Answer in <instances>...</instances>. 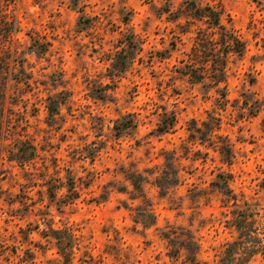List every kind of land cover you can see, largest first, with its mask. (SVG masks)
<instances>
[{"label":"rangeland","instance_id":"374dc122","mask_svg":"<svg viewBox=\"0 0 264 264\" xmlns=\"http://www.w3.org/2000/svg\"><path fill=\"white\" fill-rule=\"evenodd\" d=\"M190 3L18 2L14 13L20 21L15 37L19 48L29 44L28 34L48 44L41 59L27 57L26 71L32 74L30 87H25L28 116L34 114L27 116L28 133L39 149V159L29 171L39 177L52 173L55 164L61 175L71 171L78 179L79 198L58 214L41 180L35 178L34 186L26 189L22 172L7 165L11 176L0 187L2 197L12 204L0 200V235L6 247L0 264H60L53 243L39 235L43 227L36 226L34 203L42 210L49 207L54 228L66 226L75 234L78 250L71 264H184L167 258L160 236L162 230L179 226L197 240L198 264H218L223 246L235 238L226 222L223 196L211 184L220 172L231 175L229 187L239 200L264 205V0L197 2L219 12L221 24L244 46L233 49L242 51L240 55L228 57L224 98L181 75L187 70L196 32L208 28L193 19ZM207 32L218 40L215 32ZM129 35L138 43L137 54L131 66L111 81L107 68ZM56 93H63L66 101L60 118L48 127L46 98ZM102 94L105 101L99 98ZM163 113L172 114L175 125L169 133L155 136ZM208 113L219 119L217 135L230 145L229 166L214 148L221 140L210 143L200 136L204 139L200 142L196 134ZM125 114L132 115L136 129L116 138L114 121ZM193 120L196 126L190 125ZM173 150L179 160V184L160 197L153 180L161 153ZM92 152L93 161L82 157ZM126 171L147 179L144 192L155 215L149 229L132 222L130 209L139 202L127 194L131 187ZM123 187L127 193L120 192ZM18 200L28 207L15 204ZM247 264L264 260L257 256Z\"/></svg>","mask_w":264,"mask_h":264},{"label":"trees","instance_id":"16d2710c","mask_svg":"<svg viewBox=\"0 0 264 264\" xmlns=\"http://www.w3.org/2000/svg\"><path fill=\"white\" fill-rule=\"evenodd\" d=\"M20 0H0V185L11 176L7 165L16 167L22 172L26 183V189L34 185L37 178L42 182V188L49 203L54 204L56 213H61V208L72 205L78 198L79 193L76 186V175L71 171L65 170L61 175L57 165H54L52 173L43 172L35 176L30 173V168L35 167V162L39 159V149L33 137L28 133L29 123L28 105L25 87H30L29 81L32 80V74L26 71L28 64L27 57L41 59L47 52V43H41L28 34L29 44L20 49L15 39L20 32V21L14 13V8ZM192 0L190 3L193 19L197 22L203 21L208 28L207 31L215 32L218 40L210 37L211 33L199 29L194 38V44L188 54L189 64L187 70L182 71L181 75L193 81L196 84H202L215 94L225 97L226 90V66L228 57L242 51H233L235 46L244 48L243 43L238 41L233 33L228 32L225 25L221 24L219 12L209 6H201ZM221 45L216 49V45ZM138 49V43L134 41L133 36L129 35L124 39L121 48L116 51L107 68V78L111 81L118 79L121 74L131 66ZM203 82H205L203 84ZM101 100L105 101V95L102 94ZM63 93L49 95L45 103L46 126H53L60 118L61 109L65 105ZM34 114L29 113V117ZM169 118V119H168ZM175 125V117L163 113L159 119L155 130V136H161L169 133ZM190 125L196 126L194 120ZM136 122L132 115H124L114 121L112 131L116 138L129 134L136 129ZM201 128L195 129L200 142V136L206 138V141L212 143V140L218 139L221 142L214 146L220 157V161L227 166L230 165L232 154L230 145L225 138L217 135L219 128V119L213 114L208 113L206 120L200 123ZM194 137L193 134L190 135ZM84 151L83 153H85ZM95 154H82L84 159L93 161ZM162 163L157 167V173L153 184L158 190L160 197H165L170 189L179 184V163L176 152L163 151L161 153ZM25 175L26 173H28ZM148 172V171H146ZM61 175V176H60ZM124 177L128 181L131 191L128 192L125 187L121 189L129 194L130 200L138 201L130 212L132 213V222L139 225L143 230L149 229L155 225V215L152 209V203L144 192L146 177L136 171L124 172ZM31 178V179H29ZM231 175L220 172L215 176L211 183L223 196L224 204L228 214L227 225L235 233V238L226 243L218 255V264H247L251 259L259 256L264 260V205L258 201L249 202L238 199L229 187ZM28 182V183H27ZM4 191L0 187V200L11 205L2 197ZM15 204L23 201H15ZM14 205V204H13ZM25 206H27L25 204ZM28 207V206H27ZM37 221L36 226H42L43 229L39 235L42 238L50 240L58 256L60 264H71L75 250H78L75 234L68 227H53V216L45 207L43 210L40 205L33 204ZM20 208L16 209L18 212ZM21 217V215H20ZM161 238L166 242L167 258L172 262L182 260L184 264H198L199 244L194 235L185 227H168V230L160 232ZM5 245L1 241L0 235V259L3 258Z\"/></svg>","mask_w":264,"mask_h":264}]
</instances>
